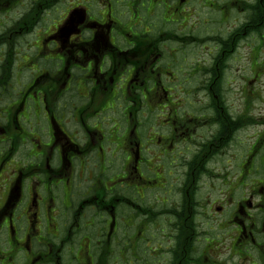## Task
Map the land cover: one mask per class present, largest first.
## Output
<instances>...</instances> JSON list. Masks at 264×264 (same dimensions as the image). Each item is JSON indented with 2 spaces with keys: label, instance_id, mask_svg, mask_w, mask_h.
<instances>
[{
  "label": "flooded vegetation",
  "instance_id": "af4514ba",
  "mask_svg": "<svg viewBox=\"0 0 264 264\" xmlns=\"http://www.w3.org/2000/svg\"><path fill=\"white\" fill-rule=\"evenodd\" d=\"M263 33L264 0H0V264H264Z\"/></svg>",
  "mask_w": 264,
  "mask_h": 264
},
{
  "label": "rangeland",
  "instance_id": "374dc122",
  "mask_svg": "<svg viewBox=\"0 0 264 264\" xmlns=\"http://www.w3.org/2000/svg\"><path fill=\"white\" fill-rule=\"evenodd\" d=\"M203 14V13H202ZM264 35V33L262 34V36ZM262 42H264V39H262ZM248 54V50L245 51V55ZM261 63H262V67L264 65V43L262 44V51H261ZM264 84V76L262 77V85Z\"/></svg>",
  "mask_w": 264,
  "mask_h": 264
}]
</instances>
